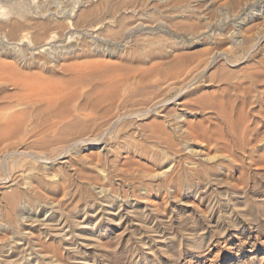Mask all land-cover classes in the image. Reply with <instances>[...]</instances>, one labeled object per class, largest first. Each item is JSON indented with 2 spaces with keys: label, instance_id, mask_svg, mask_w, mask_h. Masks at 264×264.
Wrapping results in <instances>:
<instances>
[{
  "label": "rangeland",
  "instance_id": "obj_1",
  "mask_svg": "<svg viewBox=\"0 0 264 264\" xmlns=\"http://www.w3.org/2000/svg\"><path fill=\"white\" fill-rule=\"evenodd\" d=\"M0 264H264V0H0Z\"/></svg>",
  "mask_w": 264,
  "mask_h": 264
},
{
  "label": "bare ground",
  "instance_id": "obj_2",
  "mask_svg": "<svg viewBox=\"0 0 264 264\" xmlns=\"http://www.w3.org/2000/svg\"><path fill=\"white\" fill-rule=\"evenodd\" d=\"M45 82V81H44ZM36 91V90H35ZM46 92V91H45ZM47 93V92H46ZM29 95V94H28ZM11 117V116H10ZM11 118H13V117H11ZM263 211V210H262ZM263 214V213H262ZM255 220V219H254ZM257 220V219H256ZM255 220V221H256ZM47 222V221H46ZM48 223V222H47ZM52 225H53V223L52 222H50ZM55 223V222H54ZM59 224V223H58ZM60 224H62V225H64L63 223H60ZM256 224V223H255ZM56 225V224H55ZM42 226H43V224H42ZM41 226V227H42ZM59 226V225H58ZM64 227V226H63ZM257 227H259V226H257ZM46 228V227H45ZM61 228H62V226H61ZM56 229H58V228H56ZM64 229V228H63ZM47 230H48V228H47ZM57 231V230H56ZM66 231V230H65ZM48 232H51V231H48ZM54 232V231H53ZM61 232V231H60ZM50 234V233H49ZM51 234H54V233H51ZM57 234H62V233H57ZM55 235V234H54ZM63 235V234H62ZM61 236V235H60ZM64 238V237H63ZM66 238H67V236H66Z\"/></svg>",
  "mask_w": 264,
  "mask_h": 264
}]
</instances>
